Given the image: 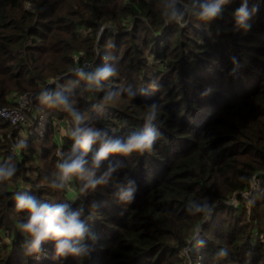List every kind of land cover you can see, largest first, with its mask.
Instances as JSON below:
<instances>
[{
  "label": "trees",
  "instance_id": "obj_1",
  "mask_svg": "<svg viewBox=\"0 0 264 264\" xmlns=\"http://www.w3.org/2000/svg\"><path fill=\"white\" fill-rule=\"evenodd\" d=\"M201 2L177 0L183 25L164 12L168 0H0V107L26 117L0 118V164L16 167L0 181V264H174L183 254L190 264H264V0L247 28L234 22L241 0L210 21L192 11ZM106 66L116 74L87 87L80 73ZM57 91L81 126L121 140L159 105L151 149L109 153L94 177L114 170L95 189L79 193L78 179L71 196L52 189L74 126L66 106L43 99ZM129 179L135 191L122 201ZM17 193L82 207L86 255L52 259L54 241L27 252ZM193 204L210 205L207 217Z\"/></svg>",
  "mask_w": 264,
  "mask_h": 264
},
{
  "label": "clouds",
  "instance_id": "obj_2",
  "mask_svg": "<svg viewBox=\"0 0 264 264\" xmlns=\"http://www.w3.org/2000/svg\"><path fill=\"white\" fill-rule=\"evenodd\" d=\"M228 0H202L198 7L192 9L195 16L203 21H210L215 18L221 9V5ZM177 0H168L164 7V12L169 19H174L179 24L185 23V11L177 8ZM261 0H254L249 6V0H241L239 6L234 10V22L237 26L247 28L249 18L258 10ZM116 70L111 66H106L95 70L92 73H80L87 81L86 86H99L100 81L111 75H115ZM44 101L49 105H63L67 107L69 115L72 117L74 126L67 129L64 135L72 140L71 149L65 153H59L61 158L56 163V170L53 179L49 181V187L60 190L69 186L73 179L82 180L83 183L77 190L79 193L85 190L95 189L97 185L108 180L114 170V166H109L99 176L94 174L99 170L101 162L109 153H119L125 156L133 152L142 153L150 150L153 140L156 138V130L153 121L162 109L153 103L144 114V124L142 129L131 132L124 140L114 138L107 131L92 126H81V115L76 109L71 107V102L61 92L49 93L43 96ZM98 143V148L92 152L89 160L85 155L92 150L93 144ZM24 146L23 142L14 145L16 150ZM16 172L14 164H0V181L10 179ZM135 191V182L131 179L127 185L122 187L120 200L130 201ZM75 197L73 196V199ZM15 209L26 210V219L16 221V227L30 236L27 252L34 253L40 250L44 241H54V252L52 259L63 258L68 255L83 257L87 253V246L82 243L88 231L82 207H70L68 203H52L41 200L35 195L17 193L14 196ZM190 211L203 213L206 218L211 210L210 205L193 204ZM226 249H220L217 257L226 255Z\"/></svg>",
  "mask_w": 264,
  "mask_h": 264
},
{
  "label": "built area",
  "instance_id": "obj_3",
  "mask_svg": "<svg viewBox=\"0 0 264 264\" xmlns=\"http://www.w3.org/2000/svg\"><path fill=\"white\" fill-rule=\"evenodd\" d=\"M0 118L13 124L25 121V116L22 111L18 109H9L7 107H0Z\"/></svg>",
  "mask_w": 264,
  "mask_h": 264
},
{
  "label": "rangeland",
  "instance_id": "obj_4",
  "mask_svg": "<svg viewBox=\"0 0 264 264\" xmlns=\"http://www.w3.org/2000/svg\"><path fill=\"white\" fill-rule=\"evenodd\" d=\"M183 25H185V24H183ZM101 35V34H100ZM97 53V52H96ZM151 61V59H146V63H148V62H150ZM24 114V113H23ZM24 116H25V114H24ZM25 119H26V117H25ZM24 126H25V124H21V126L19 127V131H18V134H19V136L22 134V132H23V129H24ZM19 140L22 142V137H19ZM19 187H20V185H19ZM255 187V185L254 184H252V189ZM74 191L72 190V187H70L69 186V195L71 196V193H73ZM249 193H250V190H248V191H245V192H243V194H244V196L245 197H247L248 195H249ZM196 229H197V227H196ZM195 229V230H196ZM193 235V234H192ZM194 236V235H193ZM190 237V236H189ZM193 237L191 236V239H192ZM190 239V240H191ZM190 240H187L188 241V243H187V247H190ZM6 241V240H5ZM189 250H190V248H188V252H189ZM189 260V256L188 257H186V255H184L183 254V257H181V256H178V260L174 263V264H190V260Z\"/></svg>",
  "mask_w": 264,
  "mask_h": 264
}]
</instances>
